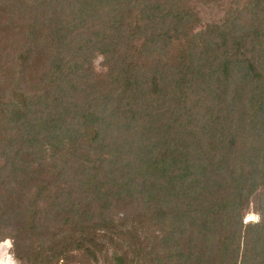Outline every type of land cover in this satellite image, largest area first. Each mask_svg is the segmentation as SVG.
I'll list each match as a JSON object with an SVG mask.
<instances>
[{
  "label": "trees",
  "instance_id": "obj_1",
  "mask_svg": "<svg viewBox=\"0 0 264 264\" xmlns=\"http://www.w3.org/2000/svg\"><path fill=\"white\" fill-rule=\"evenodd\" d=\"M210 1L0 0L18 261L264 264V0Z\"/></svg>",
  "mask_w": 264,
  "mask_h": 264
},
{
  "label": "rangeland",
  "instance_id": "obj_2",
  "mask_svg": "<svg viewBox=\"0 0 264 264\" xmlns=\"http://www.w3.org/2000/svg\"><path fill=\"white\" fill-rule=\"evenodd\" d=\"M238 2V0H235V2H230V0H211L210 2H199V4L204 5V10H203V21L201 22V25H203L206 21H216L218 19H222L224 16H227L230 12L234 10L235 4ZM235 3V4H234ZM240 3V2H239ZM95 64L99 67V59L96 60ZM257 215L250 211L246 214L245 220H256ZM5 239H10L12 243V239L9 237H5L0 240L4 241ZM13 247V244H12ZM12 252V248H11ZM13 255V252H12ZM14 260L16 261V264H23L20 261H18L15 256L13 255ZM96 264V263H92ZM97 264H110L108 259L105 256H101L100 260Z\"/></svg>",
  "mask_w": 264,
  "mask_h": 264
},
{
  "label": "built area",
  "instance_id": "obj_3",
  "mask_svg": "<svg viewBox=\"0 0 264 264\" xmlns=\"http://www.w3.org/2000/svg\"><path fill=\"white\" fill-rule=\"evenodd\" d=\"M12 243L10 239H5L0 242V264H16V261L13 258L12 252Z\"/></svg>",
  "mask_w": 264,
  "mask_h": 264
}]
</instances>
